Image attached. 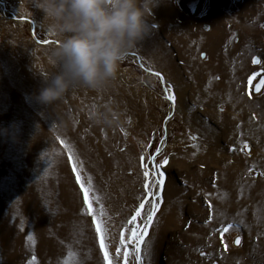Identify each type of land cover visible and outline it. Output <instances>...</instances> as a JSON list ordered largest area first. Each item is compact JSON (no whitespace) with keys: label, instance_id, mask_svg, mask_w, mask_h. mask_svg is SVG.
<instances>
[{"label":"rangeland","instance_id":"rangeland-1","mask_svg":"<svg viewBox=\"0 0 264 264\" xmlns=\"http://www.w3.org/2000/svg\"><path fill=\"white\" fill-rule=\"evenodd\" d=\"M153 13L102 90L44 105L57 44L37 41L57 40L37 0H0V264H64L69 246L103 264L66 145L104 197L110 252L142 194L140 157L159 150L169 164L145 264H264V0H160ZM153 72L174 86V109Z\"/></svg>","mask_w":264,"mask_h":264},{"label":"clouds","instance_id":"clouds-1","mask_svg":"<svg viewBox=\"0 0 264 264\" xmlns=\"http://www.w3.org/2000/svg\"><path fill=\"white\" fill-rule=\"evenodd\" d=\"M160 0H37L46 30L56 38L50 57L57 71L37 101L53 105L70 89L100 91L128 55L151 33Z\"/></svg>","mask_w":264,"mask_h":264},{"label":"snow or ice","instance_id":"snow-or-ice-1","mask_svg":"<svg viewBox=\"0 0 264 264\" xmlns=\"http://www.w3.org/2000/svg\"><path fill=\"white\" fill-rule=\"evenodd\" d=\"M37 43L44 45L57 43L51 40H38ZM254 64H260V59H254ZM154 75L159 77L160 81L164 83V98L171 103L174 109L177 103V95L174 90V86L167 83L165 77L160 72H155ZM261 73H254L249 79V85L253 80H256ZM261 88H264V79H260L255 91L259 93ZM251 98L252 93H248ZM223 111V109H221ZM255 119V117H253ZM130 123V121H129ZM123 131V130H122ZM127 135V133H125ZM61 144H65V141L61 140ZM164 141H161L163 144ZM68 160L71 162V170L74 174L75 183L78 186V191L81 196L82 206L80 215L88 217L91 220L92 230L94 232L95 241L98 245L99 252L102 255L103 264H145V260L149 255V243L148 237L150 230L153 228L156 221L157 214L163 204V192L165 190L167 177L164 168L169 164V160L165 157L162 162L158 163L156 157L161 155L159 150L156 154L150 157L151 163H149V157H140L141 177H142V194L138 197V203L133 208L131 214L122 223L119 233V243L115 249V252H110L111 248V236L109 234L108 220L112 217L108 215L107 209L104 203V197L100 195V190L95 186L93 177L84 175L81 168L82 161L74 158V152L71 146H67ZM150 147V146H149ZM249 149V145L245 142L242 144L241 150ZM236 151L235 148L232 149ZM250 172L253 169L249 170ZM261 175H264L262 173ZM211 208V204H209ZM211 222V217L209 221ZM244 221L240 220L239 224L235 221L227 224V226L219 229L220 238L223 241L224 233H227L230 229L239 227ZM27 240L30 242V247L35 246L34 236L29 235ZM242 239L237 237L235 244L240 246ZM224 249H228L227 243L223 245ZM201 255H204L202 252ZM28 264H38L36 255H32ZM64 264H83L79 258V253L74 250L72 246L68 247L67 259Z\"/></svg>","mask_w":264,"mask_h":264},{"label":"water","instance_id":"water-1","mask_svg":"<svg viewBox=\"0 0 264 264\" xmlns=\"http://www.w3.org/2000/svg\"><path fill=\"white\" fill-rule=\"evenodd\" d=\"M15 19H17V20H23L24 18H19V17H15ZM26 20H28V21H30L31 23H33L31 20H29V19H26ZM32 33H33V35L35 36V33H36V30H35V27H34V24H33V27H32ZM36 37V36H35ZM51 40V39H50ZM51 41H54V42H57V41H55V40H51ZM55 44H57V43H55ZM128 55H132V54H130V53H128ZM127 55V56H128ZM142 64V66L145 68V66H144V64L143 63H141ZM149 72H152V71H150L149 69H147ZM153 73H155V72H153ZM165 139H166V135H165Z\"/></svg>","mask_w":264,"mask_h":264},{"label":"crops","instance_id":"crops-1","mask_svg":"<svg viewBox=\"0 0 264 264\" xmlns=\"http://www.w3.org/2000/svg\"><path fill=\"white\" fill-rule=\"evenodd\" d=\"M215 71H216V74H217V73L219 72V69H216ZM229 71H230V70H229ZM234 71H235V72L238 71V73H239L240 70H238V68H236ZM241 76H242V75H240V78H241ZM235 77H237V76H235ZM245 78H246V77H245ZM240 80H241V79H240ZM239 82H240V81H239ZM236 84H237V80H236L235 82L231 81V86H232V87H237Z\"/></svg>","mask_w":264,"mask_h":264}]
</instances>
